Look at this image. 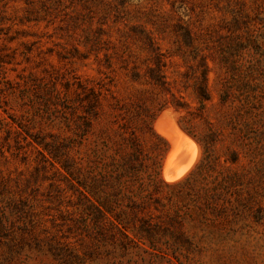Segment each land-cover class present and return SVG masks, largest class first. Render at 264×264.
Listing matches in <instances>:
<instances>
[{
	"label": "rangeland",
	"instance_id": "374dc122",
	"mask_svg": "<svg viewBox=\"0 0 264 264\" xmlns=\"http://www.w3.org/2000/svg\"><path fill=\"white\" fill-rule=\"evenodd\" d=\"M33 1L9 7L18 16L34 8L40 20L10 32L24 27L26 34L8 40L0 33V264H264V0ZM145 35L166 54L171 91L188 102L162 113L194 141L192 154L176 163L195 159L185 175L203 154L198 139L213 134L219 208L200 214L193 198L199 182L162 187L163 210L173 213L169 198H180L179 224L139 238L131 230L139 221L130 217V239L101 243L80 226L84 201L63 166L68 119L81 83L110 82V100L123 107L149 88L132 77L152 63ZM196 52L214 57L212 99L204 104L190 67ZM106 110L96 129L113 135L116 108L106 103ZM231 150L239 161L224 169ZM175 227L180 242L170 233Z\"/></svg>",
	"mask_w": 264,
	"mask_h": 264
},
{
	"label": "trees",
	"instance_id": "16d2710c",
	"mask_svg": "<svg viewBox=\"0 0 264 264\" xmlns=\"http://www.w3.org/2000/svg\"><path fill=\"white\" fill-rule=\"evenodd\" d=\"M12 1L17 0H0V24L12 22L5 30L0 29V33L3 32L8 40L27 33L24 27H20L15 29L16 34H11L15 24L25 26L40 20L32 7H26L23 16L10 13ZM20 1L28 6L34 3L33 0ZM144 38L152 51V63L147 66L143 77L137 70L132 72V77L134 81L144 79L149 88L142 90L132 104L123 107L110 100L116 99L110 82H98V85L81 83L77 103L71 106V116L68 119L71 136L67 142L63 166L70 177L71 189L79 193L84 201L80 226L101 243L112 241L124 244V239H130V217L139 221L131 229L139 238L154 239L160 229L169 230L170 226H174L173 220L179 224L180 207L177 204L180 198L176 201L171 199L173 195L169 198L170 203H176L173 213L168 209L163 210L166 204L156 196L162 187L174 189L191 181L199 182L198 189L193 190V198L195 203L198 202L200 214L204 216L209 210L214 213L219 208L220 187L214 183L221 175L217 170L221 162L213 148V134L198 139L203 154L189 173L171 182L161 175V163L168 144L165 137L155 131L153 119L169 106L180 112L188 107V102L183 96L178 97L171 91V81L166 73V54L150 35H145ZM191 42L190 35H185V43L191 45ZM25 46L31 49L27 43ZM191 60L194 63L190 67L196 78L194 90L204 104L212 99L209 74L212 70L210 60L213 61L214 57L196 52ZM168 92L172 99L166 95ZM1 102L2 97L0 104ZM226 102L227 97L221 96L220 103L225 105ZM106 103L116 108L114 120L117 128L113 135L96 129L107 113ZM184 118L182 115L180 121ZM184 129L191 134L189 129ZM39 143L43 144L42 141ZM44 146L47 148V143ZM80 147L84 149L82 153ZM55 154L57 158L59 152ZM238 161L237 151L231 150L222 165L224 169H230L228 163L233 165ZM164 215L169 216V219ZM170 233L180 242V228L175 227Z\"/></svg>",
	"mask_w": 264,
	"mask_h": 264
},
{
	"label": "bare ground",
	"instance_id": "6f19581e",
	"mask_svg": "<svg viewBox=\"0 0 264 264\" xmlns=\"http://www.w3.org/2000/svg\"><path fill=\"white\" fill-rule=\"evenodd\" d=\"M163 115L168 116V114H166V113H164ZM171 117H172V115H171ZM171 117H169L170 118L169 124L172 126L171 132L175 136V138L173 139V148H172V150L169 153L168 158H167V162H168L169 166L163 172L164 177L167 180H170V182H171V180H174V179L177 180L178 178L180 179L181 176H185V173L190 169L191 162H192V165H193V161L195 162V159L192 161L189 160L188 164L184 163L185 165L183 164V165H181V167L176 166V163H178L177 160L179 159V161H180V159H181L180 157H182L183 155L185 156L186 154H187L186 156H188L189 153L192 154V152L190 151V148H191L190 146H192L194 141L190 136H188L185 132H183L182 129L179 128V126L174 121L175 119L172 120ZM157 131L167 138L166 133H164L158 129H157ZM195 146H197V145L195 144ZM192 150H194V146H193ZM189 157H187V161H188V159H190ZM193 157H192V159H193ZM194 158H196V156Z\"/></svg>",
	"mask_w": 264,
	"mask_h": 264
},
{
	"label": "water",
	"instance_id": "95a60500",
	"mask_svg": "<svg viewBox=\"0 0 264 264\" xmlns=\"http://www.w3.org/2000/svg\"><path fill=\"white\" fill-rule=\"evenodd\" d=\"M163 112L164 110L161 111L160 114L155 116V118L153 119L154 127L166 133L167 141H168L167 150L161 163V172H164L165 169L168 168L169 166L167 162V158L173 148V139L175 138V136L171 132L172 126L169 124L170 118L167 115H162Z\"/></svg>",
	"mask_w": 264,
	"mask_h": 264
}]
</instances>
